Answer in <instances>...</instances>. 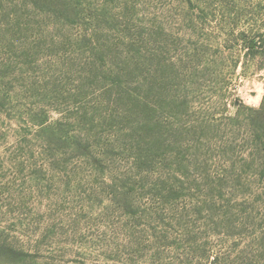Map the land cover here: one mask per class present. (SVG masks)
<instances>
[{
  "label": "rangeland",
  "instance_id": "374dc122",
  "mask_svg": "<svg viewBox=\"0 0 264 264\" xmlns=\"http://www.w3.org/2000/svg\"><path fill=\"white\" fill-rule=\"evenodd\" d=\"M263 100L264 0H0V264H264Z\"/></svg>",
  "mask_w": 264,
  "mask_h": 264
},
{
  "label": "trees",
  "instance_id": "16d2710c",
  "mask_svg": "<svg viewBox=\"0 0 264 264\" xmlns=\"http://www.w3.org/2000/svg\"><path fill=\"white\" fill-rule=\"evenodd\" d=\"M177 99H178V97L176 98V100L175 101H177ZM262 109H261V114L262 115H264V100H263V103H262V107H261ZM151 138H152V140H156L155 141V144H157L158 145V143L159 142H161L162 140H160V138H158L157 137V134H154L153 136H151ZM156 148V146L154 145V146H152V147H150V149H149V152H156L158 149H161V148H159L158 147V149H155Z\"/></svg>",
  "mask_w": 264,
  "mask_h": 264
}]
</instances>
